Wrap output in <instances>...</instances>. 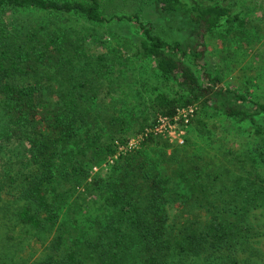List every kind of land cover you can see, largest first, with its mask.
I'll use <instances>...</instances> for the list:
<instances>
[{
	"label": "trees",
	"instance_id": "16d2710c",
	"mask_svg": "<svg viewBox=\"0 0 264 264\" xmlns=\"http://www.w3.org/2000/svg\"><path fill=\"white\" fill-rule=\"evenodd\" d=\"M230 1L0 0V264H264V97L204 63L208 35L248 23ZM90 26L120 29L125 62L155 61L174 89L136 116L133 76L90 51ZM189 106L239 123L252 147L231 151L206 123L201 145L147 132Z\"/></svg>",
	"mask_w": 264,
	"mask_h": 264
},
{
	"label": "rangeland",
	"instance_id": "374dc122",
	"mask_svg": "<svg viewBox=\"0 0 264 264\" xmlns=\"http://www.w3.org/2000/svg\"><path fill=\"white\" fill-rule=\"evenodd\" d=\"M235 1L237 3L235 10L244 13L248 18V23L245 28L234 30L235 32L230 34L227 33L226 29H221L213 35L211 34L206 37L207 52L204 59L205 68L213 75L220 76L222 79L220 85L225 88L232 89L239 93H245L246 95L252 93L251 97H264V0ZM119 5V11L122 13H131L129 11L133 9V6L138 7L133 1H126ZM114 8L117 7H110L108 11H114ZM150 9L151 8L144 7L145 16H148L149 19L158 24V29L164 30L162 26L164 19ZM3 15L6 19L12 17L9 12H4ZM180 26L177 24L175 28L177 29V27L179 28ZM90 27L95 28L92 26ZM181 29V32L179 31L178 33V37L182 39L189 33V27L182 25ZM120 32L121 30L114 26L111 28L108 27V29L107 27L95 28V32L93 33L95 41L91 43L89 40L91 43L89 48L93 54H107L108 57H111V61L114 63L116 61L115 70L117 72L124 70L127 76L130 74L133 76L134 80L132 85L138 89L140 94L136 95L138 99L132 98V102H137L138 100L139 102L137 103H143L140 111L136 115L142 116L145 115L147 111L146 107H150L151 98L156 91H171L174 89V85L173 83L164 81L156 74L155 61L142 57H134L128 60V62H125L126 60L122 58L121 55L123 52L120 43L123 44V41L119 36ZM169 32L171 34V31ZM169 32H167L168 36L170 35ZM107 33L108 36H105ZM118 57H120V62H118ZM118 75L119 73L115 74V76ZM120 85H122V87L117 91L116 96L124 99L130 85L124 82ZM107 99H109V97H107ZM192 120L187 126L184 137L186 139H195L199 145H201L202 141L200 131L203 129L205 130V128H203L205 123L207 128L213 132L211 139L222 140L225 138L228 141V149H231V151H241L243 148L250 149L253 139H255L248 135V130H246V128H243L239 123L233 120L227 119L223 114L215 112L212 108L204 109L200 106H196L195 115ZM198 120L202 121L203 124L200 125L197 123ZM140 122L141 117L138 122L136 121L133 123L132 128L138 130L139 125L142 124ZM197 125L200 131L197 129ZM142 140V133L133 134L128 145L137 148L140 146ZM166 140L171 143L169 139ZM258 142H260V139H257L254 145ZM171 144L174 145L176 143ZM151 147H153V145ZM238 159L239 158H237V160ZM97 169L98 168H95L94 170L97 171Z\"/></svg>",
	"mask_w": 264,
	"mask_h": 264
},
{
	"label": "built area",
	"instance_id": "2783aa9c",
	"mask_svg": "<svg viewBox=\"0 0 264 264\" xmlns=\"http://www.w3.org/2000/svg\"><path fill=\"white\" fill-rule=\"evenodd\" d=\"M195 109L194 106L180 108L172 118L159 116L156 123L147 132L169 139L171 143H176V145H184L186 141L185 132L194 118ZM129 147L134 148L131 145Z\"/></svg>",
	"mask_w": 264,
	"mask_h": 264
}]
</instances>
